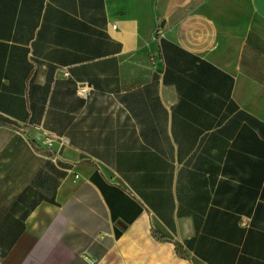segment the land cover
Wrapping results in <instances>:
<instances>
[{
    "label": "crops",
    "instance_id": "crops-1",
    "mask_svg": "<svg viewBox=\"0 0 264 264\" xmlns=\"http://www.w3.org/2000/svg\"><path fill=\"white\" fill-rule=\"evenodd\" d=\"M0 264H264V0H0Z\"/></svg>",
    "mask_w": 264,
    "mask_h": 264
},
{
    "label": "built area",
    "instance_id": "built-area-1",
    "mask_svg": "<svg viewBox=\"0 0 264 264\" xmlns=\"http://www.w3.org/2000/svg\"><path fill=\"white\" fill-rule=\"evenodd\" d=\"M77 93L82 97H88L90 95V87L87 84L80 85Z\"/></svg>",
    "mask_w": 264,
    "mask_h": 264
}]
</instances>
